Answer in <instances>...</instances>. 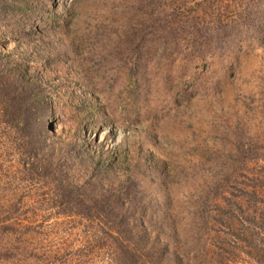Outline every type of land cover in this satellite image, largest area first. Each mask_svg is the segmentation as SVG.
<instances>
[{"label":"rangeland","instance_id":"obj_1","mask_svg":"<svg viewBox=\"0 0 264 264\" xmlns=\"http://www.w3.org/2000/svg\"><path fill=\"white\" fill-rule=\"evenodd\" d=\"M20 17L14 43L0 24L17 62L0 59V264H264V0H37ZM21 78L41 85L27 101ZM68 93L96 110L77 123Z\"/></svg>","mask_w":264,"mask_h":264},{"label":"trees","instance_id":"obj_2","mask_svg":"<svg viewBox=\"0 0 264 264\" xmlns=\"http://www.w3.org/2000/svg\"><path fill=\"white\" fill-rule=\"evenodd\" d=\"M36 4H37V0H0V24L2 25L1 28L6 33L5 36L9 37L10 38L9 40L12 43H14L16 41L17 35H19V34H22V36L25 35L22 32L23 31L22 28L24 27L25 23H24V19H22L20 17V15L21 14H28L30 11L34 10ZM260 22L261 21L259 20L258 23H260ZM9 26H13V28H9ZM259 26H260V24H259ZM252 27L254 28L255 33H257L258 41L261 42L262 37L264 38V36H262L263 35L262 33L264 32V30L261 31V28L257 27L255 24H253ZM7 56H8V53L4 52L3 50L0 51V59L5 58ZM8 58H9V61H12V62L15 61L10 56H8ZM231 59L233 60L234 57H232ZM16 63L14 66L22 69V66L19 64H16ZM20 75L24 76L25 71L21 70ZM117 77L119 79H121V77H119V76H117ZM17 81H19V82L21 81V84H16ZM17 81H14V83H15V87L17 89H20V87H21L19 94L21 95V94H24L27 92L26 95H24V101L28 100L26 97H29V92L35 93L41 87V85L38 83V88L34 89L33 88L34 86L30 82H28L27 80H22V78L20 80H17ZM31 81H33V79ZM43 95H44L43 93L42 94L40 93V95H39L40 98L36 101L37 104L43 103V101H42L44 99ZM68 95H69L68 99L71 101L70 107L68 109H69V111L72 112L73 120H75L77 123L82 122L84 119H87L86 115L88 114V112L90 113V111L93 112L94 110H96V107L93 104H91L89 102L86 104H79L78 102H76V100L72 94L68 93ZM13 98L14 97L6 98V100L9 99V101H11V100H13ZM11 107H13V109H14V110H12L14 115L17 118L23 120V118L20 114V110H17L14 107V105L13 106L11 105ZM22 108H26L28 111L31 110V107H29L28 104H23ZM26 113H24V114L26 115ZM31 118H33V117L31 116ZM47 131H48V129H47ZM89 164L91 165L90 167L92 170L96 169L98 172L103 173V174H109L111 167L113 166V165H111L110 160L105 161L104 163L103 162L100 163V162L94 160V162L90 161ZM104 166H105V168H104ZM108 168H109V170H108ZM99 183H100V181H99ZM97 186H98V184L94 185L93 188H91L92 191L98 190L101 193V196L99 197L101 201L96 203V205L99 207V208H96L97 209L96 211L104 212V213H113L115 218L120 220L122 217L120 216L119 212H117L116 209L113 207V202H110V200H112V197H111V195H108V194H111V193H109V190H105L102 187H100L98 189ZM86 198L89 201H92V199H93L92 197L90 198L87 195H86ZM120 211H121V209H120ZM113 227L115 228L114 231L117 234L118 233H120V234L124 233L126 231V229L128 228V227H126V228L125 227H123V228L119 227L117 224ZM2 228L6 229L7 227L4 225ZM129 237H130V234L127 238H129ZM142 238H143V234H134V237H133V239H136L137 241H141Z\"/></svg>","mask_w":264,"mask_h":264}]
</instances>
